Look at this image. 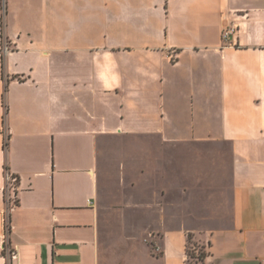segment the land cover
Masks as SVG:
<instances>
[{
	"label": "crops",
	"instance_id": "1",
	"mask_svg": "<svg viewBox=\"0 0 264 264\" xmlns=\"http://www.w3.org/2000/svg\"><path fill=\"white\" fill-rule=\"evenodd\" d=\"M10 195L0 264H261L264 0H0Z\"/></svg>",
	"mask_w": 264,
	"mask_h": 264
},
{
	"label": "rangeland",
	"instance_id": "2",
	"mask_svg": "<svg viewBox=\"0 0 264 264\" xmlns=\"http://www.w3.org/2000/svg\"><path fill=\"white\" fill-rule=\"evenodd\" d=\"M227 151H228V149H227ZM217 155H219V154H217ZM222 156H223V154H222ZM227 158L229 160V152H228ZM227 163H228V161H227ZM228 174L229 173H227L225 171V169L222 168L220 171L213 174L215 182L216 183H219L221 181L223 182L224 180L227 179ZM229 223H230L229 220H180L178 222L177 221L166 222L167 227H169V228L177 226V225H185L187 227H190L191 229L200 230L203 233L210 231V230H213V229L226 227ZM194 233H191V242L189 243V247H190L191 252L195 253L196 255H200L201 253H203V254L207 253V251L203 247L202 248L199 247L200 245H198L197 242L192 239V235ZM194 243H196L197 247H195Z\"/></svg>",
	"mask_w": 264,
	"mask_h": 264
},
{
	"label": "built area",
	"instance_id": "3",
	"mask_svg": "<svg viewBox=\"0 0 264 264\" xmlns=\"http://www.w3.org/2000/svg\"><path fill=\"white\" fill-rule=\"evenodd\" d=\"M232 34V30L230 29H226L223 32V38L225 39V41H228L230 36ZM9 44L6 43L5 44V50H9ZM6 179H7V184L9 186L10 189H16L18 186V182L19 179L17 178V176H15V174L9 172L7 170L6 172ZM8 201V207H7V218L5 219V232L3 233L2 236H0V252L5 255L8 256L9 258H12L13 256L17 255L18 251L15 247H12L10 245H8L7 239H8V233L10 230V224H9V220H8V216L9 213L15 209V207L17 206V201H16V195H10L7 199ZM261 264H264V261L261 262Z\"/></svg>",
	"mask_w": 264,
	"mask_h": 264
},
{
	"label": "trees",
	"instance_id": "4",
	"mask_svg": "<svg viewBox=\"0 0 264 264\" xmlns=\"http://www.w3.org/2000/svg\"><path fill=\"white\" fill-rule=\"evenodd\" d=\"M8 145V141L5 140V147ZM8 169V166H7ZM191 242V235H189V241H188V245H187V253L189 258H193L196 260H204L205 257L207 256V253L203 254L201 253L200 255H196L195 253L191 252L190 247H189V243Z\"/></svg>",
	"mask_w": 264,
	"mask_h": 264
}]
</instances>
